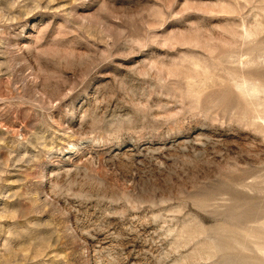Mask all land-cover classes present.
I'll return each instance as SVG.
<instances>
[{
	"label": "rangeland",
	"instance_id": "rangeland-1",
	"mask_svg": "<svg viewBox=\"0 0 264 264\" xmlns=\"http://www.w3.org/2000/svg\"><path fill=\"white\" fill-rule=\"evenodd\" d=\"M0 264H264V0H0Z\"/></svg>",
	"mask_w": 264,
	"mask_h": 264
}]
</instances>
